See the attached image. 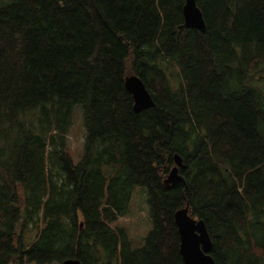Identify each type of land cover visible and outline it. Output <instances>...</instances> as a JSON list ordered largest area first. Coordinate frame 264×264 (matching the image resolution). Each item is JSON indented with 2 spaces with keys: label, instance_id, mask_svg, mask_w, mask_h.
Listing matches in <instances>:
<instances>
[{
  "label": "trees",
  "instance_id": "trees-1",
  "mask_svg": "<svg viewBox=\"0 0 264 264\" xmlns=\"http://www.w3.org/2000/svg\"><path fill=\"white\" fill-rule=\"evenodd\" d=\"M185 1L0 0V264H183L186 205L215 264H264V0H195L204 32ZM137 187L151 228L133 249L111 224Z\"/></svg>",
  "mask_w": 264,
  "mask_h": 264
},
{
  "label": "water",
  "instance_id": "water-1",
  "mask_svg": "<svg viewBox=\"0 0 264 264\" xmlns=\"http://www.w3.org/2000/svg\"><path fill=\"white\" fill-rule=\"evenodd\" d=\"M182 13L185 29L205 31L204 21L195 0H186ZM124 84L127 92L132 96L135 113H140L154 106L150 94L137 76L126 77ZM180 168H183L182 159L176 154L174 166L164 180L167 187L183 182L178 173ZM174 222L179 235V253L183 264H215L210 255L212 241L204 221L192 218L186 205L175 211ZM61 264H81V262L77 259H67Z\"/></svg>",
  "mask_w": 264,
  "mask_h": 264
},
{
  "label": "rangeland",
  "instance_id": "rangeland-1",
  "mask_svg": "<svg viewBox=\"0 0 264 264\" xmlns=\"http://www.w3.org/2000/svg\"><path fill=\"white\" fill-rule=\"evenodd\" d=\"M84 134L82 108L78 105L74 107L72 126L67 138V150L74 163L81 159ZM111 225L126 230L133 249H139L143 246L144 238L151 228L147 193L144 188L137 187L134 189L127 215L118 218Z\"/></svg>",
  "mask_w": 264,
  "mask_h": 264
}]
</instances>
